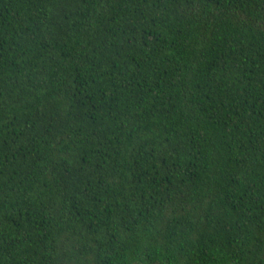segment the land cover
<instances>
[{"label":"trees","instance_id":"16d2710c","mask_svg":"<svg viewBox=\"0 0 264 264\" xmlns=\"http://www.w3.org/2000/svg\"><path fill=\"white\" fill-rule=\"evenodd\" d=\"M0 264H264V0H0Z\"/></svg>","mask_w":264,"mask_h":264}]
</instances>
